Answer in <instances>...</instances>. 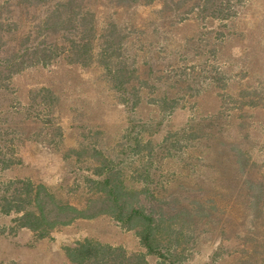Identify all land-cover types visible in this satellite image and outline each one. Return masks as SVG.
<instances>
[{"label": "trees", "instance_id": "trees-1", "mask_svg": "<svg viewBox=\"0 0 264 264\" xmlns=\"http://www.w3.org/2000/svg\"><path fill=\"white\" fill-rule=\"evenodd\" d=\"M238 3L239 0L0 2V218L13 215L12 233L27 228L42 238L77 219L109 216L122 228L133 230L146 252L128 254L121 245L84 239L64 247L71 263L145 264L149 254L157 257L156 264H176L181 259L188 241L187 232L207 223L213 206L207 204L204 196L193 200L168 199L170 187L163 185L160 164L166 165L169 159L179 157L182 151H176L184 141L187 144L194 139L195 133L183 127L169 131L159 142L147 137V131L155 132L178 107L179 100L171 96L173 91L165 88L172 78L162 68H155L154 56L161 50L169 54L163 63H169L170 53L179 49L173 48L169 35L182 23L205 26V44L210 46V35L219 33L215 28L235 15ZM148 7V22L133 16L137 10ZM215 20L219 23H214ZM164 22L170 25L167 35L162 37ZM149 25L152 33L147 36L136 33ZM134 39L142 44L140 48L135 47ZM193 40L185 39L187 46L178 52L188 50ZM217 51L215 48L216 54ZM60 60L81 67L97 65L128 120L115 143L101 142L97 136L101 130L91 129L77 144L63 150L65 160L71 158L76 162L74 166L79 169H73L80 171L85 183L86 195L83 200L78 197L76 204L43 183L3 175L5 169L21 161L18 146L23 141L42 137V131L43 137L48 136L52 141L49 143L64 139V129L58 121L61 102L54 89L45 86L31 89L24 105L11 96L15 75ZM175 83L177 86L172 89H178L181 84ZM215 83L230 92L231 84L225 77ZM143 92H147L144 94L147 102L158 108L154 128L137 118ZM230 97L243 112L264 101L263 93L257 94L248 86H240L238 93ZM243 160L237 158V168L244 177L248 208L257 211L264 203V183L253 179ZM0 233H4L3 228Z\"/></svg>", "mask_w": 264, "mask_h": 264}, {"label": "rangeland", "instance_id": "rangeland-1", "mask_svg": "<svg viewBox=\"0 0 264 264\" xmlns=\"http://www.w3.org/2000/svg\"><path fill=\"white\" fill-rule=\"evenodd\" d=\"M237 8L235 15L215 28L219 33L210 35V46L205 44V26L182 23L173 28L169 38L173 48L179 49L187 46L185 39L194 38L188 50L170 53L169 63H163L169 54L161 50L154 56L155 68H162L172 78L165 88L179 100L178 107L155 132L147 131V137L159 142L169 131L183 127L195 133L194 139L187 144L184 141L178 148L176 152L182 151L179 157L160 164L163 185L170 187L168 199L204 196L213 206L207 223L187 232L188 241L176 264H264V203L257 211L248 208L244 177L237 168L240 157L251 169L253 179L264 183V101L243 112L230 97L238 93L240 86L264 94V0H239ZM149 10L150 7L141 8L133 16L148 22ZM169 25L164 22L162 37L167 35ZM136 33L147 36L152 26ZM134 42L137 48L142 45L135 39ZM224 77L231 84L230 92L215 83ZM174 80L181 83L178 89H172L177 86ZM12 82L11 96H16L21 105L33 88L54 89L60 97L58 121L63 126L64 139L49 143L42 131V137L23 141L18 146L21 161L5 169L4 177L43 183L76 204L78 197L83 200L86 195L85 183L80 171L73 169L78 168L74 166L76 162L65 160L63 150L77 144L91 129L101 130L97 135L101 142L108 141L109 145L118 141L128 125L124 107L95 64L81 67L60 60L47 67L29 68L15 75ZM145 93L141 94L137 118L154 128L158 108L147 102ZM51 138L57 140L55 136ZM12 218L13 215L0 218V228L4 229L0 233V264H73L64 247L84 239L121 245L128 254L146 252L133 230L122 228L109 216L77 219L42 238L27 228L12 233ZM156 262V256L146 255L145 264Z\"/></svg>", "mask_w": 264, "mask_h": 264}]
</instances>
